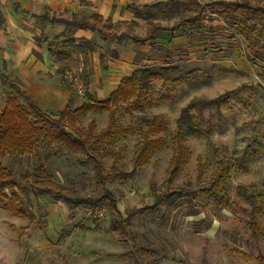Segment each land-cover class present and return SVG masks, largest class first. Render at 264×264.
Returning <instances> with one entry per match:
<instances>
[{"label": "rangeland", "instance_id": "374dc122", "mask_svg": "<svg viewBox=\"0 0 264 264\" xmlns=\"http://www.w3.org/2000/svg\"><path fill=\"white\" fill-rule=\"evenodd\" d=\"M220 1L236 0H197L203 6ZM246 1L264 6V0ZM135 11L153 18L115 26L92 18L80 23L108 35L145 37L150 24L169 28L179 23L183 13L196 15L185 0H135L132 13ZM221 12L207 7L200 25L177 31L176 37L183 38L181 45L170 47L165 34L159 32L157 47L135 52L137 68L144 66L156 72L171 65L180 71L177 81L163 86L154 80L150 98L139 105L128 101L98 110L95 97L87 92L77 97L63 79L64 72L70 71L87 87V75L79 73L75 65L60 74L83 107L76 119L79 127L86 130L94 121L95 134L106 126L113 110L117 124L127 130L101 153V161L109 169L112 155L121 150L119 164L131 173L125 182L108 185L119 209L141 210L153 205L155 195L179 193L156 210L130 220L133 244L148 246L159 258L158 264H257L255 258L264 256V60L252 55L251 42L259 54L264 55V50L241 30L238 20L248 18L247 26H262L264 21L237 15L234 22ZM92 41L100 43L98 49L106 58L112 59V49L120 52L115 42H101L96 34ZM124 45L128 47L129 42ZM183 109L194 116L195 124L193 132L182 129L188 153L185 164L172 175L175 123ZM157 116L167 128L158 136L164 140V147L146 164L134 167L139 131ZM199 163L204 166L201 177ZM2 164L16 179L26 172L33 174L38 166L36 158L30 156H6ZM44 166L56 183L81 193L99 192L89 162L51 158ZM220 168L228 173L225 185L218 182ZM21 186L19 194L32 202L35 220L0 210V264H135L133 257L120 256L125 249L119 235L109 228L111 215L105 207L100 209L101 217L82 209L70 212L50 195L34 193L29 183ZM250 223L257 227L255 234ZM11 227L24 228L23 236Z\"/></svg>", "mask_w": 264, "mask_h": 264}, {"label": "trees", "instance_id": "16d2710c", "mask_svg": "<svg viewBox=\"0 0 264 264\" xmlns=\"http://www.w3.org/2000/svg\"><path fill=\"white\" fill-rule=\"evenodd\" d=\"M186 3L194 9L196 15H181L178 24L172 27H162L160 25L150 24V29L145 37L115 36L104 34L97 28L86 23H80L75 20L67 21L64 19L40 18L43 22L61 23L65 26L66 32L54 39V47L50 49L51 58L59 63L69 61V51L80 55L94 53L97 46L94 42L86 39H76L72 37L74 31H90L98 36L104 42H115L116 45H122L125 41L138 46L146 44L152 45L154 35L159 31L169 32L171 37L176 36L177 31L183 27L192 29L193 25H200V17L207 7L219 8L221 13L231 21L236 20V16L244 15L246 17L256 16L264 21V6L260 3L251 4L246 0H236L235 2H215L203 6L197 0H185ZM136 19L151 20V14L141 15L134 12ZM99 20L109 26L113 25L109 20H103L100 16L91 17ZM246 20H238V26L247 33L257 46L264 50V24L262 26H247ZM185 34V33H184ZM251 53L259 60H264V55L255 50V45L251 42ZM112 59L118 58L116 49L110 51ZM101 63L103 56L100 57ZM180 71L177 66L160 67L156 72L148 67H138L128 77L122 79L119 87L108 99L97 104L96 109L104 110L118 103L130 101L131 105H139L148 101L152 93V82L159 81L162 86L168 82L177 81ZM6 85L10 92L5 97V106L0 113V210L11 215L35 220L31 210L32 202L23 200L19 194L22 184H28L35 193H45L51 196L52 200L65 205L68 211L77 209L93 211L105 207L111 215L109 228L112 232L119 235V241L125 251L120 254L121 257H133L135 264H158L159 258L148 246H135L133 238L129 231L130 220L137 214L156 210L162 203L168 199L176 198L179 193L173 192L169 195H155L152 206L142 208L141 210H126L122 212L119 209L115 194L108 188V185L114 182H125L131 177V173L125 171L124 166L119 164L121 150L112 155V165L106 169L101 161V153L108 145H113L115 141L122 138L127 130L119 126L115 119V112H109L106 126L94 134L95 123L91 121L86 130L77 125L76 119L83 111V107H74L71 99L64 111L56 114H47L40 111L32 99L23 92L18 86L6 80ZM91 100V98H89ZM176 133L173 137L175 154L170 159V173L173 175L186 162L187 149L183 145V132L185 127L189 132H193L195 118L188 109L180 112L176 120ZM167 128L161 116L154 117L148 122L145 130H140V141L137 143L136 151L132 159L134 167H140L158 151L164 147V140L158 137L166 132ZM9 157L30 156L36 158L38 166L33 174L24 173L18 179L7 170L2 159ZM51 158H61L68 162L84 164L89 162L92 165L94 185L99 192L81 193L75 189L65 187L52 180L44 162ZM203 164H198V177L203 175ZM218 182L226 184L228 173L224 168L217 171ZM188 195H194L189 193ZM252 234L257 232L254 223H250ZM11 229L22 237L25 229ZM257 264H264V256L255 258Z\"/></svg>", "mask_w": 264, "mask_h": 264}, {"label": "crops", "instance_id": "0c3cea01", "mask_svg": "<svg viewBox=\"0 0 264 264\" xmlns=\"http://www.w3.org/2000/svg\"><path fill=\"white\" fill-rule=\"evenodd\" d=\"M133 2L135 0H0V113L10 92L6 80L25 92L40 111L56 114L64 111L71 99L74 107H79L78 96L60 78L62 70L77 66L79 73L88 77L87 94L100 103L117 90L123 78L137 69L136 51L159 45V32L165 34V42L170 47L184 43L183 38L159 31L152 45H117L122 49L117 51V59L106 58L98 49L100 43H95L94 53L85 56L69 51L70 59L66 63L51 58L49 51L54 47V39L65 33L66 28L61 23L43 22L41 17L83 22L97 15L113 25L138 23L132 13ZM93 34L74 31L72 37L93 42Z\"/></svg>", "mask_w": 264, "mask_h": 264}, {"label": "built area", "instance_id": "2783aa9c", "mask_svg": "<svg viewBox=\"0 0 264 264\" xmlns=\"http://www.w3.org/2000/svg\"><path fill=\"white\" fill-rule=\"evenodd\" d=\"M63 79L65 83L73 89L74 93L78 97L84 96L86 92L85 85L78 78H76L70 71L64 72ZM93 212H96L99 217L102 216V211L100 209L93 210Z\"/></svg>", "mask_w": 264, "mask_h": 264}]
</instances>
